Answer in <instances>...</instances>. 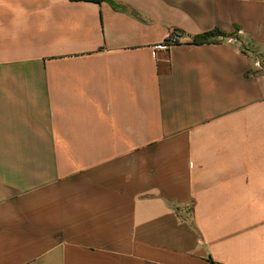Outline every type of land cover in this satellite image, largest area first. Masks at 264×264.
Wrapping results in <instances>:
<instances>
[{"label":"crops","instance_id":"0c3cea01","mask_svg":"<svg viewBox=\"0 0 264 264\" xmlns=\"http://www.w3.org/2000/svg\"><path fill=\"white\" fill-rule=\"evenodd\" d=\"M0 264H264V0H0Z\"/></svg>","mask_w":264,"mask_h":264},{"label":"trees","instance_id":"16d2710c","mask_svg":"<svg viewBox=\"0 0 264 264\" xmlns=\"http://www.w3.org/2000/svg\"><path fill=\"white\" fill-rule=\"evenodd\" d=\"M75 1H79V0H75ZM80 1H89V2L97 3L99 0H80ZM237 29L238 27L235 26V30ZM231 38H233L232 34H226L218 29H214L206 33H202L200 35L194 36L191 39L190 43L193 45L215 44L218 43L220 40L231 39Z\"/></svg>","mask_w":264,"mask_h":264},{"label":"built area","instance_id":"2783aa9c","mask_svg":"<svg viewBox=\"0 0 264 264\" xmlns=\"http://www.w3.org/2000/svg\"><path fill=\"white\" fill-rule=\"evenodd\" d=\"M183 35L174 31L170 34L169 38L167 39V41H165L163 44L157 46L155 49H159V50H168L170 47L177 45L179 43H181V41L183 40Z\"/></svg>","mask_w":264,"mask_h":264}]
</instances>
